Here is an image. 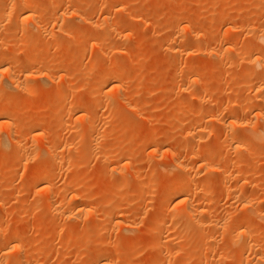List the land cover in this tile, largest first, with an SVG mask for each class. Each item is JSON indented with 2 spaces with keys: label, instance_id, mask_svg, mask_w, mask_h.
I'll list each match as a JSON object with an SVG mask.
<instances>
[{
  "label": "rangeland",
  "instance_id": "rangeland-1",
  "mask_svg": "<svg viewBox=\"0 0 264 264\" xmlns=\"http://www.w3.org/2000/svg\"><path fill=\"white\" fill-rule=\"evenodd\" d=\"M30 1L0 0V264H264V0Z\"/></svg>",
  "mask_w": 264,
  "mask_h": 264
},
{
  "label": "bare ground",
  "instance_id": "bare-ground-1",
  "mask_svg": "<svg viewBox=\"0 0 264 264\" xmlns=\"http://www.w3.org/2000/svg\"><path fill=\"white\" fill-rule=\"evenodd\" d=\"M4 1V0H3ZM18 1V0H17ZM16 0H6V4H9L11 7H13L14 5L16 6V11H15V13H14V19H16V17H18L21 13H23L24 11H27V10H29V9H31L32 7H33V4H32V2L30 1V0H19V2H17ZM239 1H241V0H239ZM5 3V2H4ZM17 3V4H16ZM262 3H264V1L262 2ZM261 2L260 3H258V5L260 4H262ZM14 6V7H15ZM87 11V10H86ZM10 14V13H9ZM175 15V14H174ZM2 16V17H1ZM0 17V31H2L3 30V22L5 21V20H3V18H5V15L3 16V15H1ZM7 16V15H6ZM84 16H86V17H84V19H86L87 18V16H88V12L87 13H85V15ZM172 18V20H174L173 19V17L174 16H171ZM175 17H177L176 15H175ZM174 17V18H175ZM7 18V17H6ZM9 19V18H8ZM11 19H12V15H11ZM83 19V20H84ZM89 19V18H88ZM177 18H175V20H176ZM107 20V19H106ZM8 22V21H7ZM10 22V21H9ZM84 22V21H83ZM107 22V21H106ZM40 28V27H39ZM109 28V27H108ZM4 30H5V28H4ZM3 30V31H4ZM6 31V30H5ZM8 32V31H7ZM262 33H258V36L256 37V39L255 40H260V41H262L263 43H264V33H263V31H261ZM9 34V33H8ZM166 42L167 43H172L173 44V46H179V45H182L185 41H184V38L183 37H181V38H179V39H177V37L174 39V38H171V37H169V38H167L166 39ZM90 45V44H89ZM4 55H1L0 54V62H2L3 61V59H4ZM257 60H258V58H257ZM256 61V60H255ZM259 62V61H258ZM176 63V62H175ZM262 63V62H261ZM179 64V63H178ZM180 65V64H179ZM174 66V65H173ZM178 66V65H177ZM15 68H17V65L16 64H13V65H8V66H6V69L7 70H10V69H15ZM27 77V76H26ZM28 77H30V76H28ZM28 77H27V79H28ZM13 82L15 81V80H12ZM109 81V80H108ZM123 79L122 78H120V77H118V76H115V77H113L112 79H111V82H110V84H112V89L113 90H116V91H118V93L119 94H122L121 93V91H122V84H123ZM12 83V82H11ZM15 86V85H14ZM17 87V86H16ZM39 87V86H38ZM6 88V87H5ZM36 90V89H35ZM8 91V90H7ZM117 93V94H118ZM118 97V96H117ZM112 98V97H111ZM119 99V98H118ZM125 98L124 97H122V101L124 100ZM113 100V99H112ZM111 101V100H110ZM114 101V100H113ZM120 101V100H119ZM67 102V101H66ZM74 102H76V101H74ZM73 102V103H74ZM114 102H116V101H114ZM121 102V101H120ZM110 104H112L111 102H110ZM125 104V103H124ZM66 107H65V112H68V110L71 112V109H70V107H73V106H71V105H69V104H67V105H65ZM137 115V114H136ZM139 116V115H138ZM256 119H262V120H264V116L262 115V113H257V114H255V115H253ZM148 124V123H147ZM236 126V125H235ZM43 130V129H42ZM41 132H43V131H41ZM39 133H40V131H39ZM38 133V134H39ZM41 134H43V133H41ZM40 135V134H39ZM43 136V135H42ZM248 136V135H247ZM250 137V136H249ZM257 138V137H256ZM250 139H252V138H250ZM44 140V139H43ZM99 140V139H98ZM229 140V139H228ZM237 139L235 138V140L234 141H236ZM229 141H231V140H229ZM238 141V140H237ZM228 142V141H227ZM232 143H235V142H232ZM239 144H229L228 145V147H227V149H226V151L228 152V153H232V152H234V153H243L244 151H246V150H248L247 149V147H246V145L244 144V143H241V142H238ZM46 144V143H45ZM44 146V145H43ZM68 147V146H67ZM159 149V148H158ZM23 152V151H22ZM53 152V151H52ZM56 153H57V151H56ZM201 153L202 154H204V151H201ZM261 153V152H260ZM259 153V154H260ZM258 154V155H259ZM58 155V154H57ZM52 157L53 158H55V153L52 155ZM177 160H179V159H177ZM51 178V177H50ZM48 179H49V177H47V175H46V177H43L40 181H39V183H36V184H38V186L39 187H41V188H45L46 189V195H47V206L49 207V208H52L53 206H54V203H52V201H53V199H52V196H53V191L51 190V188H48V187H45V184H47V182H48ZM50 180V179H49ZM137 180V179H136ZM140 181V180H139ZM141 182V181H140ZM54 190V189H53ZM166 194H168V195H166ZM166 196H165V198L166 197H168V196H173V197H178L179 196V192L178 191H170V192H166ZM164 196V195H163ZM189 197H190V194L189 193H186V197L183 199V201L185 202V203H188V199H189ZM246 205H248V204H246ZM258 206V205H257ZM259 206H260V208H258L257 210H254L253 209V213H255V217H258L259 219H260V221H264V200H261L260 201V203H259ZM251 207V206H250ZM56 208V207H55ZM175 208H176V211L177 210H179V205H178V203L176 204V206H175ZM251 208H253V207H251ZM250 208V209H251ZM256 209V208H255ZM249 210V209H248ZM56 212V211H55ZM58 212V211H57ZM198 213V209H197V207H193V208H191V207H188V211H187V214H188V222H189V219H190V221H193L194 220V217H197L196 216V214ZM247 213V212H246ZM251 213V212H250ZM50 214V213H49ZM199 215V214H198ZM254 215V214H253ZM53 216V215H52ZM250 216V215H249ZM179 217V216H178ZM178 217H175L174 215L171 217L172 219L174 218V219H178ZM250 217H252V216H250ZM196 219H198V218H196ZM195 219V220H196ZM246 219H249L248 217L246 218H244V219H241V224L239 225V227H237V229H236V237H238L239 239H247L255 230H257L258 229V227L259 226H262V225H260L259 223L258 224H254V225H250V221H247ZM254 219H257V218H254ZM194 220V221H195ZM243 220V221H242ZM252 220V219H251ZM173 221H175V220H173ZM186 221V222H187ZM252 221H254L255 222V220H252ZM191 223V222H190ZM196 223V222H195ZM195 223H194V226H195ZM191 224H193V222L191 223ZM190 224V225H191ZM199 224V223H198ZM264 224V223H263ZM188 225V224H187ZM189 225V226H190ZM250 225V226H249ZM191 227H193V226H191ZM190 227V228H191ZM260 228V227H259ZM197 229V228H196ZM194 231H195V229H194ZM9 233H12V231L11 232H9ZM15 233H17L16 231H15ZM189 233V232H188ZM187 233V234H188ZM12 235V234H11ZM13 235H14V237H15V234L13 233ZM8 236H9V234H8ZM7 237V236H6ZM207 239V238H206ZM246 241V240H245ZM244 241V242H245ZM202 242H204V240L202 241ZM248 241H246L245 243H243V246H242V252H241V256L243 257L244 256V254H245V252H246V250L248 249V248H250V246L252 247L253 246V244L251 245L250 243H247ZM156 245V244H155ZM152 246V245H151ZM257 246V245H256ZM256 246H255V248H256ZM150 248H152V247H150ZM150 248L149 247H147V248H144V250L142 251V254L143 253H147L149 250H150ZM252 249H253V247H252ZM251 249V250H252ZM21 252H22V250H21ZM106 252V251H105ZM105 252H102V255L103 254H105ZM248 253V252H247ZM101 255V256H102ZM240 255V254H239ZM245 257H246V255H245ZM244 258V257H243ZM247 259H248V257H246ZM245 258V259H246ZM259 259V258H258ZM16 260V262H20V258H18V260L19 261H17V259H15ZM221 260H222V258H221ZM256 260V259H255ZM247 261V260H246ZM252 261H253V259H252ZM252 261H247L245 264H257V261L255 262H253L252 263ZM258 264H259V262H258Z\"/></svg>",
  "mask_w": 264,
  "mask_h": 264
}]
</instances>
